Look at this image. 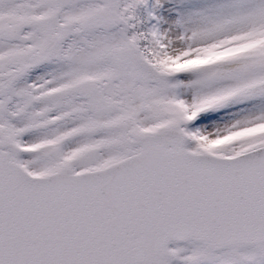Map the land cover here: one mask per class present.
I'll use <instances>...</instances> for the list:
<instances>
[{"label": "snow or ice", "instance_id": "obj_1", "mask_svg": "<svg viewBox=\"0 0 264 264\" xmlns=\"http://www.w3.org/2000/svg\"><path fill=\"white\" fill-rule=\"evenodd\" d=\"M0 264H264V0H0Z\"/></svg>", "mask_w": 264, "mask_h": 264}]
</instances>
